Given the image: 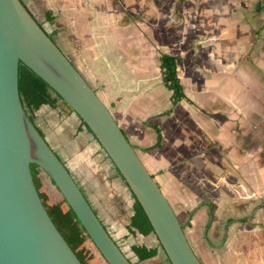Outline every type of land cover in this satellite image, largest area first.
Returning a JSON list of instances; mask_svg holds the SVG:
<instances>
[{"label":"crops","instance_id":"0c3cea01","mask_svg":"<svg viewBox=\"0 0 264 264\" xmlns=\"http://www.w3.org/2000/svg\"><path fill=\"white\" fill-rule=\"evenodd\" d=\"M22 1L32 15L50 24L52 32H47L110 110L161 187L202 264H264V40L258 33H264V1L179 4V11L187 13L186 34L169 32L167 40L165 28L175 22L177 0ZM123 6L143 16L137 33L118 12ZM48 11L52 21L47 20ZM235 29L245 30L247 39L226 41L229 34L239 37L230 32ZM149 36L165 47L155 67L149 63L155 48ZM163 53L177 56L187 99L174 105L170 96L169 107L160 110L147 100L154 80L164 84ZM227 74L234 83L224 84ZM239 76L250 78L251 104L240 97L239 90L246 88L237 86ZM52 110L42 105L34 113L35 123L57 146L56 153L121 250L138 264L164 259L163 264H171L154 233L129 231L131 191L80 117L72 113L49 119L46 113ZM65 124L69 153L53 134ZM155 126L161 129L159 146ZM74 131L87 143L77 140L74 145ZM122 193L126 203L119 198ZM133 245L156 247L157 254L141 260Z\"/></svg>","mask_w":264,"mask_h":264},{"label":"water","instance_id":"95a60500","mask_svg":"<svg viewBox=\"0 0 264 264\" xmlns=\"http://www.w3.org/2000/svg\"><path fill=\"white\" fill-rule=\"evenodd\" d=\"M22 61L87 124L141 204L171 264H202L183 224L116 119L21 0H0V264H83L50 217L31 164L55 182L109 264H133L62 159L29 118Z\"/></svg>","mask_w":264,"mask_h":264},{"label":"trees","instance_id":"16d2710c","mask_svg":"<svg viewBox=\"0 0 264 264\" xmlns=\"http://www.w3.org/2000/svg\"><path fill=\"white\" fill-rule=\"evenodd\" d=\"M23 4L25 5L24 2H23ZM26 8H27V6H26ZM47 20L52 21V16L50 14V11L47 12ZM47 34L54 40L52 34H50L48 32H47ZM177 59H178L177 56L172 55V54H168V53H163L160 56V68H161V72H162L163 82L166 85V87L168 89H170L172 92L171 100H172V103L174 105L183 99H187V96H186L184 89H183V85L181 83V79L178 75ZM19 92H20V97H21V101L23 103V106H24L29 118L31 119V121L33 123H35V115H34L35 111L37 109H39L44 104L50 105L52 108L61 107L62 111L66 115L76 113L73 110V108L61 97V95L52 86H50L42 77H40L35 71H33L29 66H27L22 61H20V63H19ZM80 120H81V124L83 126H85L86 129L90 133H92L90 128L87 126V124L81 118H80ZM155 127L157 130V141L155 143V146H159L161 144V141H162L161 129L158 126H155ZM124 134H125V132H124ZM42 135H43V133H42ZM93 136H94V134H93ZM95 139L97 140L96 137H95ZM127 139H128V137H127ZM100 146H101V144H100ZM101 148H102V146H101ZM111 162H112V160H111ZM113 165H114V163H113ZM114 167H115L118 175L122 178L125 185L129 188L126 180L121 175L118 168L115 165H114ZM31 171H32V175H33L35 185L39 191V195H40L50 217L52 218L54 224L56 225L58 230L61 232L63 237L66 239L67 243L70 245V247L76 253L78 258L81 260V262L83 264H94V262H92V261L89 262V260H86V258H85V255L88 254V247H87L88 245L86 243L91 242L94 245V247L98 250V252L101 255L104 262L106 264H109V262L104 258V256L100 252V250L94 244L93 240L89 236L85 227L83 226L80 219L77 217L76 213L74 212V210L72 209V207L67 202V200L65 199L64 196H63L62 201L55 202L51 205H48L45 203L44 197H43L44 195H43V192L41 191V188L44 185L48 184L47 180H49V182L52 185H54L57 190H59V188L57 187L55 182L52 180V178L47 174V172L36 163L31 164ZM131 194H132L134 201H133V205H132L133 215L131 217V222H130L129 227H128L129 231L131 233H134L136 230L143 235H148L150 233L155 234L153 226H152L150 220L148 219L145 211L143 210L141 204L136 199V197L132 191H131ZM159 244H160V242H159ZM132 249L137 254L139 259H141V260L151 258L157 254V248L156 247H147L146 245H133Z\"/></svg>","mask_w":264,"mask_h":264},{"label":"rangeland","instance_id":"374dc122","mask_svg":"<svg viewBox=\"0 0 264 264\" xmlns=\"http://www.w3.org/2000/svg\"><path fill=\"white\" fill-rule=\"evenodd\" d=\"M116 1L119 2V0H116ZM193 1L194 0H177V2L175 4V15H176V18L174 19L175 22L170 23V27L165 28L164 37H166L165 38L166 40H167L168 34H170L169 32H173L174 31V33H175L174 35H176V33L178 32L179 37H182L184 34H186V30H187L186 26H187V23H188L187 13L180 12L179 9H178V6H179V4L182 5L184 3H186V4H190L191 2L194 3L195 1L194 2ZM252 2H253L252 3L253 7L255 8L256 7V1H252ZM118 12H120L121 15L124 17V21L126 23L132 22L135 25V28H133V31H135L137 33L138 32V29L140 28V22L143 21L142 20L143 19V16L139 12H137V11H134V12L130 13L129 12V9L126 8V7L124 8V6L122 7L121 10H118ZM33 15H34L35 19L38 21V23H40L42 25V27L46 31L52 32L51 31L50 24L46 20L42 19L41 16H37V14H33ZM120 19H121V17L119 18V21H120ZM136 26H137V28H136ZM152 28L155 30V32L160 30V29H157L156 28L155 24L152 25ZM262 31H263V29H261L260 31H258V33H260V36H259L260 39H263L264 40V33ZM230 32H233V34H235V32H237V35L239 37H235L232 34L230 36V34H229L228 38L226 39V41H228V42H235V41H239L241 39L242 40H246L247 39V36H246L247 35V32L245 30L241 31L239 29H235V30H230ZM240 35H241V37H240ZM185 36H187V35H185ZM202 37L203 36H200V40L201 41L203 40ZM175 38H176V36H175ZM57 39H58V37H57ZM153 39L154 38L150 37V40H152V42L154 43L155 48H151L152 54L149 56V63L155 67L156 64H157V58H158L159 54L162 53L163 50H165V47H158V45H156V43H155V40H153ZM186 46H187V41H184V44L182 45V47H186ZM182 58H186L185 55L182 54ZM228 75L229 74H227L226 75L227 78H225L226 79V83H224L225 85L235 82L234 79H232ZM154 84H152L154 87L152 88L151 99L150 100H147V101L149 102L150 105H154L155 108L160 109V110L169 107V105L171 104L170 96H171L172 92L164 84L163 85H162V83L161 84H158L156 80H154ZM238 85L239 86L244 85L245 86L244 88H246L245 90H241V89L239 90V92L242 91L241 94H240L241 99L244 98L243 100H246L244 102H248L249 104H251V102L253 103L252 92L249 91V93H247V88H250L251 89V81H250V78H248L247 76H242V77L239 76L237 86ZM148 102H146V103L148 104ZM53 109L54 110H52L51 112L48 111L46 113L49 119H51L53 117L56 118V115L57 114H59V116L61 118H64L65 116H69V115H66L62 111L61 107H56V108H53ZM180 112H182V111H180ZM68 126L65 124L61 128L58 127V129H54V132H53V134L56 135L57 140H59L61 142V147L63 148V152H65V153H69L68 151H71V147H70V145H69V143L67 141V139H69L68 134H70V130H69ZM78 131H76V132L74 131L75 132V136H77V137H75V139L73 141L74 142V145L77 144L76 143L77 140L78 141H83L82 143L83 144H86L87 143L86 142V139L83 140V138H81L79 136ZM48 143H49V145L52 147V149L55 152H57V153L59 152V149H57V146L56 145H54L50 141ZM62 161H63V159H62ZM66 167L68 168V170L70 169L69 166L66 165ZM103 170H104V173H106V171H109V169L107 170V167L105 169H103ZM70 173L72 174L71 171H70ZM84 173L86 175H90L87 170H84ZM110 174H115V171L113 172V171L110 170ZM73 177L75 179V176H73ZM97 179H98L97 180V184H100V182H99L100 181V178L97 177ZM47 182H48V184L47 185H44L41 188V191L43 192V195H44L43 197H44L45 203L48 204V205H51V204H53L55 202L62 201L63 194L59 190H57L55 188V186L52 185L49 182V180H47ZM119 195H120L119 198H121V202L122 203H126V201L123 198V196H124L123 193L122 194H119ZM152 237L154 238V236H152ZM145 240H146V238H145ZM86 244L88 245L87 246L88 247V254L85 255L86 260H89V262L92 261V262H94V264H106L104 262V260L102 259L101 255L99 254L98 250L94 247V245L91 242H87ZM124 253L130 259V261L133 264H138L137 262H135V261L132 260V258L129 256V252L128 251L125 250ZM163 262H165V259L162 260V261L161 260H158L154 264H163Z\"/></svg>","mask_w":264,"mask_h":264}]
</instances>
